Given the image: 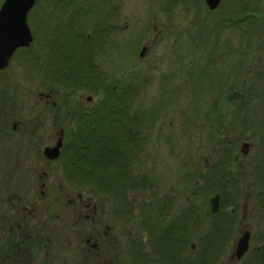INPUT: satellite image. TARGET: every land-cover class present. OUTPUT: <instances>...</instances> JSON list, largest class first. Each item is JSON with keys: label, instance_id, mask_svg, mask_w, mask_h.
<instances>
[{"label": "rangeland", "instance_id": "rangeland-1", "mask_svg": "<svg viewBox=\"0 0 264 264\" xmlns=\"http://www.w3.org/2000/svg\"><path fill=\"white\" fill-rule=\"evenodd\" d=\"M35 1L38 4L50 0ZM245 1L221 0L216 8L209 10L202 0H123L125 41L139 38L148 44L154 40L144 55H133L132 64L125 65L124 58L123 72L116 75L112 71L108 77L118 78L122 84L129 81L127 84L133 89L124 124L129 132L127 139L133 140L138 149L127 171L132 176L142 175L145 180L153 173L155 185L149 187L146 182L145 187L127 189L125 193L120 186L116 194L113 190L79 188L75 184L76 193L85 190L95 193L83 194V200L93 196L97 205L107 208L112 215L117 213L116 209L122 211H119L123 224L119 245L122 254L114 258L117 264H159L161 257L164 258L159 255L163 248L157 249L151 244L157 236L163 247L166 244V250L180 258L177 263L189 254L188 250H194L198 238L206 233L207 224L221 216L218 210L215 213L209 210V198L219 194L215 184L206 192L203 186L204 177L218 170L222 158H227L228 169L237 176L235 182L240 186V196L236 202L230 197L224 200L226 205L237 208V220L218 264L246 262L252 256L250 250L259 244V234L264 230V200L261 201L264 193V38H246ZM31 11L34 16L30 17L28 26L36 36L37 5ZM229 14L234 15L225 16L224 20V15ZM31 47L30 50H36L37 44ZM136 51L138 47L132 50ZM126 52L124 47L123 53ZM24 53V56L28 54ZM236 64L240 66L237 69ZM5 72L8 75L0 76L1 79L24 75L25 80L34 82L37 70L35 62L29 60L23 61L20 68L13 64ZM32 88L33 85L27 87L28 91ZM26 98L28 104L33 101L30 106L36 107L31 93ZM214 102L218 104L221 123L215 120L214 113H218L211 109ZM243 142L247 147L241 146ZM187 175L190 180L185 182ZM151 194L154 201L171 200L177 210L183 194V214L187 209L194 211L196 223L188 226L184 247L181 214L176 210L170 215L167 213L166 218L161 217L160 207L154 209L147 205L152 200ZM58 195L59 206L68 207L66 199L77 194ZM219 201L218 195V208ZM65 213L61 212L60 224L66 223ZM153 218L151 240L144 234L146 241L139 243L137 239L144 233L141 226ZM62 229L65 228H61L64 239L69 234ZM164 229L169 233L162 237L160 233ZM243 231L248 232L247 250L239 259L231 258L235 241ZM176 238L182 240L180 245L175 242ZM63 241L61 264H89L73 242ZM155 257L159 260H154Z\"/></svg>", "mask_w": 264, "mask_h": 264}, {"label": "flooded vegetation", "instance_id": "flooded-vegetation-1", "mask_svg": "<svg viewBox=\"0 0 264 264\" xmlns=\"http://www.w3.org/2000/svg\"><path fill=\"white\" fill-rule=\"evenodd\" d=\"M65 1L32 4L25 21L28 26L34 16L31 10L37 5L38 34L28 26L30 41L16 47L0 68V76H7V67L16 64L20 68L23 61L32 60L37 70L30 83L24 75L0 78V264H61L62 240L73 242L89 264L100 260L117 264L114 258L122 254V211L116 209L118 214L112 215L98 206L93 196L83 200V194L94 192H75L73 152L83 134L85 143L89 141L92 105L99 98L104 100L102 87L122 85L108 73L123 72L124 66L134 61L133 55L141 57L150 49L154 38L148 44L139 38L125 41L123 0ZM260 1L246 0L243 5L246 38H264V3ZM33 43L36 50H30ZM137 47L138 52H132ZM24 52L28 54L24 56ZM29 85H33L32 91H28ZM30 93L36 107L30 106L33 101L27 103ZM57 142V156L45 157L44 148L55 147ZM115 162L121 166L120 161ZM106 163L114 165L113 160ZM153 185L152 173L148 186ZM48 194H52L50 198ZM58 194L77 195L66 199L68 207H60ZM151 197L150 208L160 207L165 218L177 210L168 197L164 203ZM181 197L177 212L183 218V194ZM62 211L66 212L64 224H60ZM61 226L70 237L61 238ZM141 241H146L143 235ZM175 242L180 245L182 240L176 238ZM168 254L163 249L159 264H170L165 259Z\"/></svg>", "mask_w": 264, "mask_h": 264}, {"label": "trees", "instance_id": "trees-1", "mask_svg": "<svg viewBox=\"0 0 264 264\" xmlns=\"http://www.w3.org/2000/svg\"><path fill=\"white\" fill-rule=\"evenodd\" d=\"M91 2H95V0H91ZM235 67L237 69L240 66L236 64ZM127 83L130 82L128 81ZM127 83L122 85H111L108 83L106 86H103L102 91L105 95L104 100L99 98L92 105L89 141L85 143V135L83 134L77 139V148L73 152V159L76 164L71 168V172H73L76 177L74 184L79 188L92 186L94 189L98 188L99 190L108 192H112V190L119 192V188L122 186L124 189L123 193H125L127 189L145 187L146 182L148 185V180H145L142 175L132 176L127 171V166L131 163L130 160L132 155L135 154L138 149L136 143L132 142L133 140L127 139V137H129V132L124 124L126 111L131 102V97L133 96V89L129 88ZM211 107L213 112L218 113H214L216 116L215 120L221 123L222 120L221 114L218 111V104L214 102ZM108 160H113L114 165L106 163ZM115 161H120L121 166L118 167ZM235 177L231 170L228 169L227 158L220 159L218 162V170H213L210 176L207 178L204 177L203 189L205 192L209 187L213 186V184H215L216 190L219 191L218 195L220 201L217 214H221V216L219 219H212L207 224L206 233H203V235L198 238L197 242L194 244V250H188L189 254L183 257L182 262L177 263L180 258L175 256L174 252H169L168 257H165L167 261L170 260L172 264H218L226 244H228L231 239V232L237 220V208L228 206L224 203L227 197H230L236 202L240 196V186L236 184ZM185 178V182L190 180V176L188 175ZM207 180L211 182L208 183ZM262 194L261 201L264 200V193L262 192ZM147 205L149 206V204ZM162 216H164V214L161 212V217ZM153 220L154 218L149 221H144V224L146 222L149 223L141 226V230L148 236L149 240H151L152 236L150 231L152 230L151 225L153 224L151 222H153ZM193 223H196L194 211L192 209H187L183 214V247L186 240L184 237L185 233L188 226ZM163 231L160 233L162 237L165 236L166 233H169L167 229ZM141 239L142 236L140 235L139 243L142 242ZM259 239L258 246L250 250L252 252L251 258L246 262L240 260L243 263H240V261H238V263L264 264V230L259 234ZM151 244L154 248L158 249L159 247V249H166L164 248L166 244L163 247L158 240V236L156 239H152ZM192 252L195 254L191 255L190 253ZM247 255L248 254L245 256ZM251 259L252 261L249 262Z\"/></svg>", "mask_w": 264, "mask_h": 264}, {"label": "water", "instance_id": "water-1", "mask_svg": "<svg viewBox=\"0 0 264 264\" xmlns=\"http://www.w3.org/2000/svg\"><path fill=\"white\" fill-rule=\"evenodd\" d=\"M35 0H2L0 5V68L6 63L10 53L19 46H26L31 39V34L25 22L26 12ZM207 9L211 10L217 6L219 0H203ZM142 55V49L139 51ZM57 142L55 147L44 148V156L52 159L58 153ZM242 147H247L243 142ZM210 213L218 210V194L209 198ZM248 232L243 231L236 239L231 258L239 259L247 250Z\"/></svg>", "mask_w": 264, "mask_h": 264}]
</instances>
